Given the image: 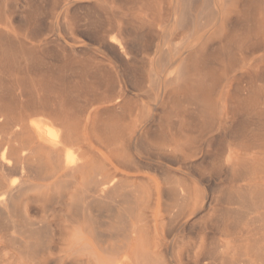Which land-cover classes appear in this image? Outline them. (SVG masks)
Segmentation results:
<instances>
[{
	"label": "rangeland",
	"instance_id": "rangeland-1",
	"mask_svg": "<svg viewBox=\"0 0 264 264\" xmlns=\"http://www.w3.org/2000/svg\"><path fill=\"white\" fill-rule=\"evenodd\" d=\"M195 1H193L194 3L191 6L186 7L187 13H185V0H0V75L3 74L0 76V86H2L0 90L2 91L6 85L8 90L4 88L6 91L4 89L3 91L8 96L17 95V92L22 91L25 93L26 91L24 95L27 98H45L50 103H53L57 110H70L73 112L72 116H74V119L83 120L89 112H92L91 110H98L95 114L93 113V121L95 124L103 121L101 123L102 130L104 129L105 131L103 130V132L107 133L106 137L111 148L123 152L126 151L129 156L134 158L135 162L137 161V165L133 166L134 171H131V168L128 176L139 174L138 176L140 177L137 180L126 179L125 177L123 178L125 182L123 184L127 185L128 183L130 185L128 187L129 190L139 191L140 197L146 198L145 196L150 193V188L154 190L155 187L152 184L150 187L147 185L139 186L138 183L147 181L140 178L153 177L156 179L160 190L159 195L153 192L151 202L144 211L141 210L140 214L145 220L149 221L147 225H144L143 239L149 244L155 243L158 247L156 253L153 250L157 258L164 259L169 264H194L193 260L186 258L187 253H190L193 249L198 240L196 238L203 237L206 244L205 249L210 253H207L208 258H212L209 256L212 254L213 260L214 258L215 260L219 259L214 261L215 264L216 262L217 264H243L244 260V264H264V257L256 256L253 250L246 246L247 242L264 244V209H262L264 203L252 209L249 215L245 214L246 219H244V216L241 217L244 220H239L240 222L235 221L234 223L232 215V218L226 219L225 217L222 220L223 212L233 209L234 212L243 210L239 205L229 204L230 202H227L226 199L229 196L231 197L233 193L243 191L246 182L234 180L227 170L219 168L217 161L220 157V150L224 146L223 149L225 150L230 141L228 140V135L231 134L232 128L243 121L253 120L251 117L254 114L249 116L239 115L232 113L228 108L229 120L224 132L216 129L215 125L213 126L212 123L206 121L200 123L201 126L199 125L197 130L192 129L188 124V120L184 119V117L189 116L193 112L195 114L203 112L202 114H204L206 110H209L208 113L217 118L220 115L219 104L222 98L226 97L225 99L229 104H236L235 88L241 90L247 85H252L254 89L258 90V88H261L264 94V82L262 83L264 76L262 77L263 72L260 69V58L264 56L263 46L259 47L258 45L250 50L238 49V45H244L249 38H253L252 40L256 44H259V42L264 44V6L256 5L252 7L248 0H212L215 6L212 10H209L207 6L208 0ZM244 4L247 5L244 6ZM246 7H250V11L252 8L251 15H247ZM245 8L246 10H244ZM182 9L184 12H182ZM114 10L118 11L114 12ZM127 10L128 12H126ZM96 11H98V14L101 13V15L99 14L101 18L98 17L99 20L96 19L99 15H94L97 14ZM83 12L84 14L87 12L85 14L86 17H84V14L80 15ZM188 13L193 14V22L190 21L191 16ZM180 15L181 18L184 17L186 19L182 18L185 20H182L185 25H183L184 23L181 24ZM188 16L189 18H187ZM90 18L89 22H93L91 25L86 22ZM104 19V23L103 21L102 23L99 22ZM244 20L252 21L251 32L238 28V23L246 24ZM163 22L164 24H162ZM88 23L89 25H86ZM95 24L97 27L102 28H97ZM181 25L186 27L181 29ZM85 27L88 29L93 27V29L88 30ZM84 28L91 35L94 31L93 38L90 36L91 40L89 35L86 34L88 32L83 31L85 30ZM79 31H82V35L79 34ZM83 34L85 35L83 36ZM133 35L135 37L137 35L136 39ZM133 37L138 42L132 41ZM96 38L97 41L94 40ZM137 38L143 41L139 43ZM101 41H104V46ZM105 42L108 43L107 46ZM133 42L135 46L132 44ZM225 42H230V50L218 52L220 50L219 46ZM130 43L134 46V51H132L133 47ZM215 48H218V50H214ZM112 50H118L117 54L119 57ZM213 50L214 52L217 51V54ZM173 51L177 53L176 56ZM211 53L214 54L212 55ZM13 55H15L14 58ZM215 58L216 61L214 60ZM119 59H125V63H121ZM16 60L19 61L16 62ZM208 60L212 64H209ZM31 64L33 65L31 66ZM206 64H208V67ZM204 65L207 67L206 69ZM177 72H180L181 75V77H178L179 79L175 78L178 74ZM134 74L135 77L132 76ZM260 78H262V81L259 80ZM98 79H101L99 80L100 82ZM150 83L151 86L149 85ZM152 83L154 84L153 86ZM23 88L26 90L24 91ZM4 92L1 94L6 96ZM150 96L152 98H149ZM190 98L196 100V106L187 105L189 102L185 101L190 100ZM116 99L119 101L116 102ZM72 103L75 105H71ZM189 110L190 112L188 113ZM122 113L128 118L127 122L129 124H131V120L136 118L138 122L136 129L133 127L132 130L128 131L121 128V126H117L118 128L110 132V123L116 122V116ZM171 127L174 128L172 129ZM206 130L208 131L206 132ZM223 134L225 137H223ZM166 143L183 145L187 150V158L181 160L177 157L171 160L163 156L155 157L156 149ZM194 147L200 149V151L193 154L192 149ZM71 148L73 149L70 146H62L60 147V152H71ZM212 159L213 161H211ZM173 160L174 162H172ZM103 175L105 176L107 173L105 172ZM117 177L119 178L120 176L117 175ZM172 177L173 179H171ZM165 178L171 181L174 180L177 184L180 181L179 185L195 180L198 182L197 190H199L201 204L191 217L180 218L176 216L177 218L179 217L177 220L173 216L177 209L166 195V189L168 190V188L165 184L166 181H164ZM133 181H135V185L132 184ZM257 181L254 180L251 183L252 187L264 188V184ZM47 183L44 182V184ZM38 194L36 192L27 194L31 198L28 209L23 205V201L22 203L21 201L17 203L16 217L18 221L37 224L40 231L45 227H49L50 229L48 228L49 230L47 231L49 235H46L48 236V247L53 252H56L57 246L65 248L64 245L67 242H58L57 233L60 229L55 230V228H61L66 218L69 217L67 215L68 207L66 206L69 202L68 190H62L60 195H58L59 197L52 191L44 192L43 196ZM253 201L255 202L254 199ZM154 210L160 211L163 215L162 227L158 226L156 231L152 222ZM172 210L175 211L173 212ZM92 211L90 216L93 220L90 225L84 223L81 218L80 220L77 218L79 220L77 226L80 229H90L87 240L79 238L78 243L79 245L90 243L96 250L108 249V243L114 244L120 239L106 242L103 240L105 238L98 237V230H104L107 226L100 219L111 218L112 215L110 212L105 214L98 212L97 206ZM51 212L53 213L51 214ZM167 212H172V215ZM101 213L103 217L99 216ZM136 214L134 212L132 218L136 217ZM22 215L26 218H21ZM96 222L101 224V228ZM102 225L105 226L102 228ZM226 229L230 234H237L235 238L237 239V244H239L235 247V257L232 260L229 259V261L226 259L228 257L223 259L218 253L220 251L218 246L226 240L223 234ZM156 233L157 235H155ZM261 236L263 239L260 238ZM211 245L215 248L217 245L219 251L217 250L216 252V249ZM218 255H220V258ZM259 258L263 260L259 261ZM49 263L55 264L56 262ZM0 264H7V262L0 261Z\"/></svg>",
	"mask_w": 264,
	"mask_h": 264
},
{
	"label": "bare ground",
	"instance_id": "bare-ground-1",
	"mask_svg": "<svg viewBox=\"0 0 264 264\" xmlns=\"http://www.w3.org/2000/svg\"><path fill=\"white\" fill-rule=\"evenodd\" d=\"M185 1H186V3H185L184 7H185V11H186V7L191 6V4L194 3L193 1H195V0H185ZM204 1H206V0H204ZM248 1L251 3L250 6H252V7H255L256 5L264 6V0H248ZM195 2H197V1H195ZM150 3H151V1H150ZM207 4H208L207 6H208L209 10H212V8L215 6V4L212 2V0H208ZM246 5L244 4V6H246ZM101 6H102V4H101ZM105 7H110V6H105ZM123 8H124V6H123ZM147 8H148V6H147ZM246 8H247V15H251L252 8H251V11L249 9L250 7L249 8L246 7ZM246 8L244 10H246ZM183 9H182V12H184ZM91 10H92V8H91ZM165 10H167V9H165ZM92 11H94V10H92ZM117 11L114 10V12H117ZM126 12H128V10ZM96 13L97 14H94L95 16L99 15V14L101 15V13L98 14V11H96ZM109 13H110V10H109ZM185 13H187V11ZM82 14H84V12L80 13V15H82ZM100 15L97 16V18H96L97 20H99L98 17H100ZM107 15H109V14H107ZM146 15H147V13H146ZM181 15H180V20L182 21L185 18L182 17V18H184V19H182ZM188 15L191 16L190 21L193 22V18H194L193 14L188 13ZM79 16H78V18H79ZM200 16H201V14H200ZM84 17H86V15ZM103 17H105V16H103ZM127 17H128V15H127ZM91 18H92V14H91ZM91 18L86 22H89L91 20ZM119 18H121V17H119ZM187 18H189V16ZM249 20H250V18H249ZM249 20H244V22H246V24L238 23L239 24L238 28L246 30L248 32H251L252 27H253L251 22L253 21V19H252V21H249ZM102 21L104 23L105 19L100 20L99 22L102 23ZM184 21H182L181 24L184 23ZM188 21H189V19H188ZM178 22H179V19H178ZM244 22L242 21V23H244ZM77 23H79V22H77ZM80 23H81V21H80ZM89 23L86 25H89ZM92 23H90V25ZM162 24H164V22ZM76 25H78V24H76ZM97 25L99 26V24H97ZM121 25H122V23H121ZM183 25H185V23ZM183 25H181V29H182V27H183V29L186 27V26L184 27ZM80 26H82V25H80ZM95 26H96V24H95ZM100 26H101V24H100ZM177 26H178V24H177ZM97 28L101 29L102 27H97ZM126 28H128V27H126ZM81 29H83V28H81ZM86 29H88V28H86ZM86 29L83 31L88 32ZM91 29H93V27H91ZM91 29L89 28L88 30H91ZM236 30H237V28H236ZM96 31H97V29H96ZM93 32H92V35L90 34V32H88L86 34H88L89 38H90V36L91 37L93 36ZM133 32H135V31L133 30ZM81 33H82V31L79 34H81ZM243 33H244V31H243ZM84 35L85 34H83V36ZM94 35H95V33H94ZM192 35H193V33H192ZM111 36H113V35H111ZM133 36L135 37V35H133ZM95 37H97V36H95ZM134 37H133L132 41H134L136 39L137 35H136L135 39H134ZM140 38H137L139 40V43L141 41ZM112 39H113V37H112ZM252 39L249 38L244 43V45L239 44L238 49L244 48L245 50H250V49H252L258 45H259V47L263 46V48H264L263 43L259 42V44H256V42ZM90 40H91V38H90ZM94 40L97 41V38ZM116 40H118V39H116ZM104 41H101V42L103 43ZM136 42H138V41H136ZM230 42H225L224 44L220 45L219 46L220 50L218 52H220L221 50H230V47H231ZM2 43H4V42H2ZM5 43H6V39H5ZM112 43H113V41H112ZM205 43H208V42H205ZM107 44L108 43H106V46H107ZM109 44H111V43H109ZM132 44H134V42ZM132 44H131V46L133 47L132 51H134L135 44H134V46ZM172 44H174V43H172ZM8 45H9V43H8ZM103 46H104V43H103ZM216 47H218V46H216ZM110 48H111V46H110ZM218 48H215L214 50H218ZM108 49H109V47H108ZM141 50H142V48H141ZM214 50H213V52H214ZM112 51H114V50H112ZM112 51H111V54H112ZM176 51H177V49H176ZM234 51H235V49H234ZM114 52L116 53V56H117L118 55L117 53L119 51L115 50ZM216 52H214V53H216ZM231 52L232 51H230V53ZM76 53H78V52H76ZM173 53H175V52L173 51ZM214 53H211V54L213 55ZM176 54L177 53H175V56H176ZM218 54H220V53H218ZM231 54L234 55V53H231ZM5 56H6V54H5ZM14 56L15 55H13V58H14ZM228 56H229V54H228ZM16 57H15V59H16ZM27 57H29V56H27ZM118 57H119V55H118ZM118 57H116V58H118ZM212 57H214V56H212ZM129 58H130V56H129ZM229 58H230V56H229ZM29 59H31V58L29 57ZM26 60H28V59H26ZM87 60H88V58H87ZM119 60H121V59H119ZM124 60L125 59L121 60V63L124 62ZM128 60H130V59H128ZM210 60H208L209 64L211 63ZM214 60L216 61V58ZM17 61H19V60H16V62ZM230 61H232V60H230ZM260 61H261V66H260L261 68L260 69L263 72L262 73V77H263L264 76V56L260 58ZM93 62H94V60H93ZM16 64H18V63H16ZM32 65L33 64H31V66ZM206 65L208 67V64H206ZM180 66H182V65H180ZM124 67H126V66H124ZM207 67L204 65L205 69ZM126 69H128V68H126ZM177 73H178L177 75L175 74L176 75L175 78L179 79L178 77H181V75H180V72H177ZM13 74H14V72H13ZM135 74L132 76L135 77ZM2 75H0V76H2ZM154 76H156V75H154ZM13 79H14V77H13ZM261 79L262 78H260L259 80L262 81ZM99 80H101V79H98V81ZM5 81H7V80H5ZM131 82H130V84L134 83V82H132V83ZM176 82H177V80H176ZM263 82L264 81H262V83ZM68 84H69V82H68ZM149 85L151 86V83ZM153 85L154 84L152 83V86ZM209 85H207V86H209ZM0 87H2V86H0ZM4 88H6L8 90L6 85ZM3 89H2V91L0 90L1 93L4 92ZM23 89H21V90H23ZM25 90L26 89H24V91ZM154 90H156V89H154ZM9 92H10V90H9ZM1 93H0V261H6L7 264H50L49 262H56L55 264H62V263L63 264H65V263H71V264H169V262H167L166 260L161 259V258H157V256L153 253V250L156 253V250L158 248L155 245V243L149 244L143 239V232L145 230L144 225L145 224L147 225L149 223V221L145 220L140 213H141V210L144 211L146 209V207L149 205V203L151 202V199L153 198V192H155V194L159 195L160 190H159L158 185L156 183V179H154L153 177H148L146 179L143 177L140 178V179L147 180V181L138 183L139 186L140 185H143V186L147 185L150 187V185L152 184L155 187L154 190L150 188V193L147 194V196H145L146 198L140 197L139 191L129 190L128 187H130V185H128V183H127V185L123 184V183H125L123 181V178H125V177H126V179H133V180H137L140 177V176H138L139 174H136V175L133 174V176H131L132 178L128 176L131 168H132L131 171H134L133 166L137 165L136 164L137 161L135 162L133 160L134 158L129 156L128 153H126V151L123 152V151H119V150L111 148V146L108 144V142H109L108 138L106 137L107 133L103 132L104 129L102 130L101 123L103 121L101 123H98V124H95L93 121L92 116L98 110L97 109L91 110L92 112H89L88 115L83 120L74 119V116H72L73 112H71L70 110H64V111L57 110L54 107L53 103H50L45 98H34V97L33 98L32 97L27 98L26 95H24V94H26V91H25V93H23V91L17 92V95L14 94L11 96L10 95L8 96L6 92H4V94H6V96H3V94H1ZM149 93H150V91H149ZM234 93L236 94V96H235L236 104H232V103L229 104V103H227V100L225 99L226 97L222 98L221 103L219 104L220 115L217 118H215V116H212L211 114H209L208 113L209 110H206L204 112V114H202L203 112L200 114H195L193 112L192 114H189V116L184 117V119L188 120V124L192 127V129L197 130L199 128L200 123L206 121V122L212 123L213 126L215 125L216 129H220L224 132V129H226V126L228 125L227 123L229 120L228 108L230 109L229 111H231L232 113H236L239 115L249 116L251 114H254V116L251 117L253 120H247V122L243 121V122L239 123L238 125H235L232 128L231 134L228 135V140H230L229 143L227 144L225 150L223 149L225 146L222 147L223 143L221 144L222 146H220V147H222V150H220V157L218 158V160L216 159L218 161L219 168L227 170L228 173L231 175V177L234 180H236V181L242 180V181L246 182V185H245L243 191L233 193L231 197L229 196L226 199L227 202H230L229 204H235L236 206L239 205V207H241V209H243V210H241V211L235 210L236 212H234V209H233V210L226 211L225 213L221 212L223 215L222 220H224L225 217H226V219H228L232 215L233 218L232 217L231 218L235 223V221L240 222L241 220L246 219L245 214L249 215L252 209H254L257 206H261L264 203V188H258V187L255 188V187H252V185H251V183L254 182V180H258L257 182L264 184V94L262 93L261 88L260 89L258 88V90H257V89H254V86H252V85H247L246 87H243V89H241V90L239 88H235ZM67 96H70V95H67ZM146 98H147V96H146ZM149 98H152V96H150ZM118 101L119 100L116 99V102H118ZM152 101H154V100L152 99ZM185 102H189V103H187V105L190 104V106H194V105L196 106L197 105L196 100L191 99V98H190V100H187ZM71 105H75V104L72 103ZM86 109H87V107H86ZM184 109H186V108H184ZM119 110H121V109H119ZM171 110H172V107H171ZM189 112H190V110L188 111V113ZM113 114H115V113H113ZM117 116H116V122H113V123L111 122L109 125L110 132H113V129L118 128L117 126H121V128H123L124 130H128V131L132 130L133 127H134V129H136V126H137L136 124L138 123L136 118L131 120V122H130L131 124H129L127 122L128 118H126V115L124 113L117 115ZM111 118H113V117H111ZM164 118H165V115H164ZM175 122L177 123V121H175ZM181 122H182V118H181ZM169 125H170V123H169ZM207 129H208V127H207ZM207 131L208 130H206V132ZM223 137H225L224 134H223ZM147 145L149 146V144H147ZM62 146H70V147H73V149L71 148L72 149L71 152H66V151L60 152V147H62ZM199 151H200V149H197L195 147L192 149L193 154L198 153ZM221 151H223V152H221ZM150 154H151V152H150ZM155 154H156L155 157L163 156L164 158L171 159V160L173 158H177V157H179L181 160H185L187 158V155H188L187 150L185 149V147L183 145H176V144L173 145L171 143H166L165 145H163V146L161 145L160 147H158V149H156ZM211 161H213V159ZM169 162H171V161H169ZM172 162H174V160ZM215 169H217V168H215ZM105 172L107 173V175L104 176L103 173H105ZM214 173L216 174V172H214ZM117 175H119L120 177L118 178ZM228 175H227V177H229ZM173 177H175V176H173ZM173 177L171 179H173ZM164 181H166L165 184L167 185L166 187L168 188V190L166 189V195L168 196L169 200H171L173 206L177 209L176 211L174 210L175 215L173 214V216L175 218H177L176 216H179L180 218L191 217L197 211V209L200 207V204H201V200H200V196H199V190H197L198 182L195 180V181L187 183V184L182 183V185H179L180 181H178L179 182L178 184L176 181H174V180L171 181L168 178H165ZM44 182H48V183L44 184ZM134 182L135 181H133V183H132L133 185H135ZM136 188H138V187H136ZM139 188H141V187H139ZM62 190H68V195H69L68 201L69 202L66 204V206L68 207L67 215L69 217L66 218V220L64 221V224L61 228H55V230L60 229L57 233L58 242H63V241H65V242L67 241V242L64 245L65 248H59L57 246L56 252H53L48 247V242H47L48 236H46V235H49V233L47 231L50 228L49 227H48L49 229L46 227L43 228L44 227L43 226L42 227L43 229H41V231H40L39 230L40 228H38L37 224L34 225V224H30L31 222L18 221V219L16 217L17 206H18L17 203H20V201L22 203V201H23V205L25 206L26 209H28L29 208V201L31 199L28 197V195H27L28 193L36 192V193H39L38 195L43 196L44 192H51L52 191L55 195L57 194V196H58V195H60ZM61 196H62V194H61ZM253 199L255 200V202L253 201ZM172 204H171V206H172ZM95 206H97L98 212H102L103 214L110 212V214L112 215L111 218H106V219L104 218L103 220L100 219V221H102L103 223H106L107 226L105 227L104 230H98V237L102 238V239L105 238L103 240H105L106 242L108 240L115 241L117 239H120V240H117V243H115V242H114V244L108 243V245H107L108 249H105V250H100V249L96 250V249H94V247H92L90 245V243H83L80 245L78 243L79 238H82L83 240H87L86 238L90 234V229L89 228H86L85 230L80 229L77 226V223L81 218L84 223H86L87 225H90V223L93 220L90 216V213L94 209ZM263 206H264V204H263ZM174 207H172V208H174ZM47 209H49V208H47ZM262 209H264V207H262ZM53 212H54V210H53ZM53 212H51V214ZM134 212L137 213L136 214L137 216L132 218V216H133L132 214H134ZM18 213H19V211H18ZM102 213L99 214V216L101 215V217H103ZM167 213L171 214L172 212H167ZM45 215H46V213H45ZM96 216H98V215H96ZM168 216H170V215H168ZM243 216L245 217L244 219L241 218ZM23 217H24V219L26 218L24 215H22L21 218H23ZM77 218H79V220ZM173 218H171V219H173ZM178 218H177V220H178ZM261 218H262V216H261ZM96 219H97V217H96ZM256 219H258V218H256ZM263 220H264V218H263ZM263 220H261V221H263ZM217 221L219 222L218 219H217ZM152 222H153V227H154L155 231L158 229V226L162 227L163 215L160 211H158V210L153 211ZM39 223H38V225H39ZM222 223H223V221H222ZM98 224L99 223H97V225ZM248 224L251 226L250 223H248ZM100 225L101 224H99L98 226L101 228ZM232 225H233V223H232ZM33 226H35V227L37 226V227L35 228ZM104 226L102 225V228ZM170 226H172V225H170ZM261 226H260V229H261ZM148 227L150 228V226H148ZM147 230L149 231V229H147ZM169 230H171V229H169ZM46 233H48V234H46ZM223 234H224V237L226 240H224V242H222L218 246V248H220V251H219V249H217V245H216V248L214 246H212L213 243L211 246L216 249V252H217V250L219 251L218 253L221 255V258L224 259V257H228L226 259L229 261V259L232 260V258L235 257V255H236L235 247H237V245H239V244H237V241H236L237 239L235 238L236 237L235 235H237V234H230L229 232H227V229H226V231L224 230ZM155 235H157V233ZM168 235H169V233H168ZM145 236L146 235H144V237ZM145 238H147V237H145ZM260 238H262V236ZM196 239H198V240L195 243V245L193 246V249L190 251V253H187V257L186 256L185 257L189 260H193L194 264H208V263L209 264H215L214 261L219 260V259L215 260V258H214V260H213L212 254L209 255L212 258H208V256H207L208 252L205 249L206 244H205L204 238L198 237ZM255 241H258V240H255ZM79 242H81V241H79ZM259 243L260 242H258V244L247 242L246 246L247 247L249 246V249L250 250L252 249L253 253L256 256L264 257V244H259ZM77 245H79V247H77ZM212 247H211V249H212ZM215 249H213V250H215ZM210 251H212V250H210ZM208 254H210V253H208ZM243 254H244V252H243ZM54 255H56L55 258H53ZM220 255H218L219 258H220ZM229 257H231V258H229ZM252 257H254V256H252ZM261 259L259 261H261ZM208 261H210V262H208ZM244 261L242 262L243 264L245 263ZM257 261H255V262H257ZM250 262H251V260H250ZM239 263H241V262H239ZM216 264H217V262H216Z\"/></svg>",
	"mask_w": 264,
	"mask_h": 264
}]
</instances>
